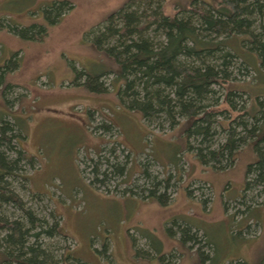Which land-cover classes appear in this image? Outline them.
<instances>
[{
    "label": "rangeland",
    "instance_id": "1",
    "mask_svg": "<svg viewBox=\"0 0 264 264\" xmlns=\"http://www.w3.org/2000/svg\"><path fill=\"white\" fill-rule=\"evenodd\" d=\"M59 1L0 0V64L12 55L19 63L6 74L13 88L4 92L6 100L0 91V115L14 117L18 145L33 159V166L23 169V200L40 215H47L42 204L48 203L68 236L65 243L84 264H197L198 248L207 251L212 264H260L264 184L247 185L257 173L252 141L242 138L231 160L224 152L221 169L202 165L183 135L186 116L176 117L180 125L162 121L161 130L158 121L144 122L139 113L123 108L118 82L109 72L115 63L91 44L109 13L121 7L138 13L155 8L164 15L182 9L185 15L201 0H156L151 7L145 0L131 5L128 0H69L72 8L50 23L60 11H52L48 20L45 11ZM36 24L41 30L31 32ZM13 27L24 30L25 37L8 30ZM156 33L151 28L145 36ZM228 37L216 33L212 39ZM109 40L105 45L115 44ZM224 49L191 60L216 65ZM234 70L233 83H254L255 72L247 66ZM98 73L103 74L95 77ZM125 76L132 82L133 75ZM212 87L213 92L195 98L194 110L209 111L211 148L217 149L232 127L238 131L244 121L251 129L258 122L245 111L252 101L247 91L228 97L222 87ZM191 143L198 141L192 137ZM150 191L158 198L148 197ZM189 228L196 243L181 241ZM61 243L56 238L51 248Z\"/></svg>",
    "mask_w": 264,
    "mask_h": 264
},
{
    "label": "trees",
    "instance_id": "2",
    "mask_svg": "<svg viewBox=\"0 0 264 264\" xmlns=\"http://www.w3.org/2000/svg\"><path fill=\"white\" fill-rule=\"evenodd\" d=\"M135 1L128 0L127 5ZM145 1L151 7L156 0ZM72 6L69 0L52 3L45 16L48 20L52 11L59 10L49 19L53 23L58 15ZM126 8L109 13L105 27L91 37L95 50L115 63L116 67L108 71L115 76L113 81L118 82L120 105L139 113L144 122L154 124L158 121L157 127L161 130L162 121L180 125L176 117L184 114L182 131L185 132L186 143L190 144L187 143L188 147L195 151V156L204 166L221 169L223 153L227 152L229 160L233 159L242 138L247 137V141H252L256 148L258 157L254 165L256 180L248 181L247 185H255L256 181L264 184V0H201L196 5L192 3L185 15L181 14L182 9L172 15H164L155 8L147 13ZM41 27L31 25L29 30L39 31ZM151 28L158 33L146 37L145 32ZM8 30L25 37L24 30L17 27ZM216 33L229 37L213 41ZM109 39H115V44L105 45ZM220 47L227 50L224 49L217 57L216 65L195 64L191 60L194 56L199 61L200 54L204 52L215 54ZM17 65L18 58L14 55L0 64L3 97L5 91L10 92L13 88V83L5 79L6 74L17 69ZM243 65L255 72L254 83L232 82L234 69ZM127 73L133 75L132 82L126 79ZM217 85L225 90L228 97H240L247 91L252 101L245 111L258 123L250 129L244 121L240 122V129L237 131L232 127V132L215 149L211 148L209 138V111L196 112L194 107L198 102L195 98L204 97L208 91L213 92L212 86ZM219 123L223 124L222 121ZM20 136L14 117L0 115V264H84L76 259L72 247L65 243L68 236L61 230L59 218L51 211L52 208L47 207L48 203L42 204L47 215H40L37 208L28 206L19 193L27 182L23 169L33 166V159L18 145ZM192 137L198 141L196 145L191 143ZM93 172L99 176L98 164H95ZM146 195L156 196L153 191ZM34 197L38 201L42 198L39 194H34ZM181 237L183 243L197 242L191 229ZM56 238L62 243L51 248ZM196 251L201 253L197 264H212L207 251L201 248ZM259 263L264 264V254ZM237 264L247 263L239 260Z\"/></svg>",
    "mask_w": 264,
    "mask_h": 264
},
{
    "label": "crops",
    "instance_id": "3",
    "mask_svg": "<svg viewBox=\"0 0 264 264\" xmlns=\"http://www.w3.org/2000/svg\"><path fill=\"white\" fill-rule=\"evenodd\" d=\"M15 35V34H14ZM129 197H133V199L135 200H139V201H142L140 197H136V196H129ZM140 198V199H139Z\"/></svg>",
    "mask_w": 264,
    "mask_h": 264
}]
</instances>
